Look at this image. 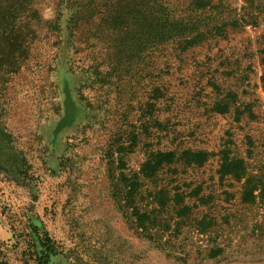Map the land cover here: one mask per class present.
Masks as SVG:
<instances>
[{"label":"rangeland","instance_id":"obj_1","mask_svg":"<svg viewBox=\"0 0 264 264\" xmlns=\"http://www.w3.org/2000/svg\"><path fill=\"white\" fill-rule=\"evenodd\" d=\"M213 2L227 32L198 43L154 0H0V264H32L30 225L51 264H264V10ZM137 193H165L166 232L139 233Z\"/></svg>","mask_w":264,"mask_h":264},{"label":"trees","instance_id":"obj_2","mask_svg":"<svg viewBox=\"0 0 264 264\" xmlns=\"http://www.w3.org/2000/svg\"><path fill=\"white\" fill-rule=\"evenodd\" d=\"M178 0H154V8L157 10V14L159 16H163L166 18L163 21L165 28V32H167V37L171 39V41H180L181 39H188L195 40L196 42L200 43L203 41L208 40V36H216L218 37H225V33L227 29L224 25L218 24L217 18L212 19V24L206 22L207 20L211 19L212 16L216 15L215 11L218 8H215L213 0H193L189 3L186 11L184 12L179 10L176 6V2ZM181 1V0H179ZM247 4L246 9L251 10V12H256V16H252L251 20H247L243 22L242 28L248 25H255L259 21V15H261V10H264V1L262 0H245ZM165 5L168 8L164 10ZM1 8H0V29L1 22L5 20L6 16H1ZM165 11V12H164ZM154 12V10H153ZM189 13L190 16L188 18H180V16L176 13ZM186 19H197L192 24H188ZM193 21V20H190ZM201 23V24H200ZM13 26H9L3 29V33H6L10 27L14 28ZM4 36H6L4 34ZM8 39V37H6ZM16 39V38H15ZM15 39H8V43H14ZM250 73L255 74V68H252ZM214 82L221 84L219 78H215ZM217 85V84H216ZM253 86V85H252ZM234 96H238V92L234 93ZM221 109L223 113L229 112L232 107L229 104H219L217 109ZM240 119V118H239ZM163 156L167 157L169 162H172L175 157V153L173 152H165L162 153ZM188 158H193V161H197L199 164H203L208 157V154L199 152V153H189L186 152ZM224 162H228V157H225ZM230 165H235V169H233L232 173H237L244 168V162L242 160H233ZM137 190L140 191L143 185L140 182L137 183ZM136 197V208H135V218L139 233L146 236L148 235L149 230H162L166 232L167 230L162 229V209L166 206L167 203V196L165 193L157 194V195H149L144 197L143 194L137 193ZM150 197L151 200L148 199ZM245 199L251 200L253 199V191L246 190ZM151 201V202H149ZM158 207V208H157ZM24 242L26 243L27 249V256L29 257V261L32 264H51L52 258L59 255L60 250L59 246L56 242L51 238V236L42 231L39 227L35 225H30L29 227L24 229L23 235ZM149 236V237H148ZM147 238L152 239L154 236L149 234ZM158 239H161L158 238ZM26 253V252H25Z\"/></svg>","mask_w":264,"mask_h":264}]
</instances>
